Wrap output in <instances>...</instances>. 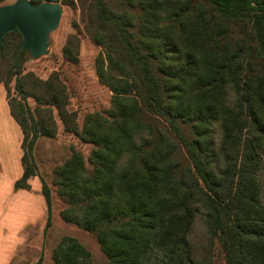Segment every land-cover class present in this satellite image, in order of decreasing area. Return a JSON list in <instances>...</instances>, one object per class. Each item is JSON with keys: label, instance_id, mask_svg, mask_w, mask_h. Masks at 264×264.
I'll list each match as a JSON object with an SVG mask.
<instances>
[{"label": "trees", "instance_id": "trees-1", "mask_svg": "<svg viewBox=\"0 0 264 264\" xmlns=\"http://www.w3.org/2000/svg\"><path fill=\"white\" fill-rule=\"evenodd\" d=\"M8 1L0 0V6ZM29 1L59 4L61 0ZM91 1L98 24L109 30L110 41L121 48L115 54L129 70H101L99 63L104 65V61L98 60V78L113 93L112 107L88 115L81 130L74 124V133L94 150L91 168L76 153L55 172V185L68 205L64 220L96 235L108 264H201L189 236L197 217L205 214L225 264H264V232L255 229L258 222H264V207L259 180L250 177L253 170H259L262 157L257 141L264 135V0H202V14H192L190 23L179 26L180 35L171 38L199 48L200 55L219 62L227 72H237L232 77H238L240 99L236 111L223 120L225 133L218 155L224 167L218 172L211 163L217 152L206 143L211 142L207 140L213 118L223 107L219 101L223 87L216 79L223 80L224 75L214 76L220 65L206 76L196 61L183 66L179 52L178 56L160 54L152 50L153 44L142 52L127 31L128 14L112 12L105 0ZM140 5L130 8L147 18L143 23L147 28L141 29L151 43L158 34L167 40L169 34L154 21H162L172 6L160 0ZM21 45L22 35L16 30L4 39L0 50L1 67L11 49L8 81L0 80L7 90L14 78L20 88L30 59ZM70 45L68 41L66 55ZM111 58L107 57L109 63ZM70 60L78 62L77 56ZM166 62L173 70L169 71ZM197 74L202 82L192 84L199 88L198 104L186 109L184 84ZM42 85L49 99L43 103L58 109L64 122L73 116L63 109L60 97L66 90L59 76L54 74ZM34 98L39 112L42 102ZM195 107L200 115L191 125L194 120L188 121V114ZM21 113L25 117L27 109L21 106ZM13 116L24 134V174L16 189L30 190L29 180L37 176L34 150L39 137L45 136V122L30 111L26 125ZM250 128L256 134L254 140ZM41 183L48 208L45 237L52 226V194L43 179ZM65 242L68 245L56 264H92L91 254L77 240L66 238ZM36 264H43V255Z\"/></svg>", "mask_w": 264, "mask_h": 264}, {"label": "rangeland", "instance_id": "rangeland-1", "mask_svg": "<svg viewBox=\"0 0 264 264\" xmlns=\"http://www.w3.org/2000/svg\"><path fill=\"white\" fill-rule=\"evenodd\" d=\"M15 1L17 0H9L5 5ZM160 1L165 2L168 8L172 6V9L162 21H154V23L156 26L161 25V30L168 33L169 36L166 40L164 35L158 34L154 43H151L150 38L148 39L142 30L148 26V24H143L146 23L147 18L142 14L139 16L136 10L130 8V6L138 4L141 7L140 3L146 2V0H105L112 12L116 14L119 12L121 15L128 14L130 19L127 31L142 52L146 53L152 44L154 48L152 50L160 54L167 53L168 56H178L179 52L184 59L181 60L183 66H188L190 62L196 61L198 66L203 67L205 75L208 76L216 66L220 65L219 62L216 63L211 59L204 58L200 55V49L197 47L192 45L190 48L186 47L187 42L184 43L178 39L171 40L174 34L180 35L179 26L181 23H190L192 14H202L204 3L202 0ZM59 4L63 6V16L59 28L51 34L47 54L38 59L30 57L24 66V73L19 81L20 88H16L17 80L14 78L9 81L8 90L6 89L11 110L19 120L26 125L25 117L28 118L30 111L37 119H42L45 122L43 129L45 136L39 137L37 141L34 159L37 164V177L46 182L52 194V226L48 229L45 237H42L41 233L36 234V232L17 235L18 238L24 239L21 245L26 247L17 252L18 254L15 255L11 264H36L42 255L43 264H56V258H62L63 250L68 245L65 242L66 238L77 240L91 254L92 264H108V257L101 248L97 236L64 220L63 212L68 208V205L59 195L58 187L55 185V172L70 161L76 153L81 154L87 167L91 168L90 161L94 146L84 143L74 133V124L81 130L88 115L104 113L112 107L113 93L108 87L101 84L98 78V60L104 61V65L99 63L101 70L111 67L125 72L129 70V67H126L125 63L121 61V57L115 54L120 53L121 48L110 41L109 30L98 24L95 17L96 8L91 0H61ZM181 7L183 10L180 12L179 8ZM190 7H193L192 12H190ZM180 13L182 17L179 16V18L177 15ZM156 29L159 30L160 27H156ZM68 41H71V45L66 55L65 50ZM96 42L102 43V45H98ZM76 56L78 62L74 63L70 58ZM108 56L112 57L113 62L109 63ZM12 64L11 49L8 48L7 56L1 61L0 80L8 81V71ZM166 65L169 71L173 70L170 62H166ZM219 68L218 74H214V76L222 77L224 75L223 80L216 79L218 84L223 87V93L219 100L223 107L218 109V115L213 118L212 126L208 129L209 139L207 140L211 142L206 143L207 146L217 152V156L211 159L212 168L216 172L221 171L224 167L223 158L218 155L225 133L223 120L236 111L240 99L237 87L238 77L236 79L232 77L237 72H227V69L221 65ZM54 74L59 76L60 81L65 86L66 94L64 97H60L64 104H62L63 109L68 114L76 116V118L70 116L65 122L62 120L58 109L43 103V101L49 102V99L46 97L47 92L42 83L48 81ZM199 82L202 81L197 74L192 81L184 84L186 109L187 106L193 105L194 107V104H198L199 88H193V84L197 85ZM34 96L42 102L39 112L36 110L38 103ZM21 106L27 109L25 117L21 113ZM51 110L52 114L50 113ZM186 113L187 111L184 114ZM198 115L200 112L196 107L192 109V113L189 110L188 116L190 118L188 121L194 120L191 125L196 124L195 119ZM72 118H75L74 121ZM248 124L250 125V121ZM28 130L31 132L30 127ZM250 132H252L251 128ZM255 136V132H252L253 140ZM257 145L262 158L259 161V170H253L250 177L252 180L254 177L259 180V199L264 207V135L262 133ZM82 178L85 179L86 177L82 175ZM253 219H257V216H253ZM247 228L251 229L252 227L247 224ZM255 229L258 232H264V222H258ZM189 240L195 249V258L201 264H225L222 247L211 232L205 214L197 217ZM13 243H19V241Z\"/></svg>", "mask_w": 264, "mask_h": 264}, {"label": "crops", "instance_id": "crops-1", "mask_svg": "<svg viewBox=\"0 0 264 264\" xmlns=\"http://www.w3.org/2000/svg\"><path fill=\"white\" fill-rule=\"evenodd\" d=\"M23 142L24 134L12 114L6 87L0 84V264H11L17 252L26 247L17 235L36 232L43 237L48 219L39 177L29 180L30 190L16 189L24 174Z\"/></svg>", "mask_w": 264, "mask_h": 264}, {"label": "water", "instance_id": "water-1", "mask_svg": "<svg viewBox=\"0 0 264 264\" xmlns=\"http://www.w3.org/2000/svg\"><path fill=\"white\" fill-rule=\"evenodd\" d=\"M63 6L44 2L34 4L29 0H17L0 6V50L4 39L18 30L22 35L21 48L32 59L47 54L50 37L61 23Z\"/></svg>", "mask_w": 264, "mask_h": 264}]
</instances>
